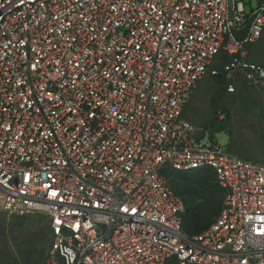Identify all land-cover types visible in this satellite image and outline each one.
Here are the masks:
<instances>
[{
	"label": "built area",
	"instance_id": "obj_1",
	"mask_svg": "<svg viewBox=\"0 0 264 264\" xmlns=\"http://www.w3.org/2000/svg\"><path fill=\"white\" fill-rule=\"evenodd\" d=\"M0 0V214L49 217L47 264H264V164L203 144L183 111L213 58L246 62L264 0ZM232 88V87H231ZM163 167L211 168L203 233Z\"/></svg>",
	"mask_w": 264,
	"mask_h": 264
},
{
	"label": "trees",
	"instance_id": "obj_2",
	"mask_svg": "<svg viewBox=\"0 0 264 264\" xmlns=\"http://www.w3.org/2000/svg\"><path fill=\"white\" fill-rule=\"evenodd\" d=\"M263 35L264 32L260 40L263 38ZM251 45L247 48V63L258 65L257 62H259L264 65V59H260L254 55L251 48L249 50ZM215 58H219L220 60V65L216 66V68L219 71L221 69L222 74H218V72L215 71L214 75H217V77L222 75L224 77V79H222V84L225 85V81L232 80L235 74L239 72V70H235L229 75L225 70L226 66L232 63L235 55L226 51H220L213 60ZM220 117V123L217 124L215 132L217 130L219 131L221 125L228 122L230 119V115L226 111L221 112ZM215 132L212 133L210 130L204 133L203 136L208 134L210 143H213L215 142ZM226 149L233 153L231 151L233 149L232 142ZM239 153L244 155L242 151H239ZM244 156L239 157L253 161L246 156V158H244ZM196 171L197 172L191 174L193 171L179 172L169 167H163L161 170V175L165 177L168 186L184 205L182 229L183 232L190 237L203 233L215 222L221 213L225 197V192L221 188L217 175L213 169L206 168ZM2 214H0V264H47L53 242L49 217L44 214L39 217L13 215L6 221L1 216ZM13 242L16 244L17 248L15 254L11 252V245Z\"/></svg>",
	"mask_w": 264,
	"mask_h": 264
},
{
	"label": "rangeland",
	"instance_id": "obj_3",
	"mask_svg": "<svg viewBox=\"0 0 264 264\" xmlns=\"http://www.w3.org/2000/svg\"><path fill=\"white\" fill-rule=\"evenodd\" d=\"M244 2L249 14V3L255 6L256 0H244ZM253 44L249 50L251 48L254 55L264 59V35L261 40L258 39ZM257 63L258 66L264 67L262 63ZM219 65V58L211 61L208 71L197 84L186 104L184 118L198 128V137L201 138L210 130L214 133L217 124L220 123V113L228 112L229 121L222 124L220 130L214 134L217 144L228 148L232 142L231 151L236 155L242 157L245 155L250 160L264 163V82H251L247 79L245 71L240 69L232 80L225 81L223 85L224 77L214 75L215 71L222 74L221 69L219 71L216 68ZM202 143L210 144L208 134L202 138ZM195 172L197 171L191 174ZM1 216L6 221L12 217L5 214ZM27 216L39 217L43 214ZM16 251V244L13 242L11 252L15 254Z\"/></svg>",
	"mask_w": 264,
	"mask_h": 264
},
{
	"label": "crops",
	"instance_id": "obj_4",
	"mask_svg": "<svg viewBox=\"0 0 264 264\" xmlns=\"http://www.w3.org/2000/svg\"><path fill=\"white\" fill-rule=\"evenodd\" d=\"M262 34H263V33H262ZM261 37H262V35H261ZM261 37H260V38H261ZM260 38H259V39H260ZM254 43H255V42H254ZM252 44H253V43H252ZM247 53H248V52H247ZM185 107H186V106H185Z\"/></svg>",
	"mask_w": 264,
	"mask_h": 264
}]
</instances>
